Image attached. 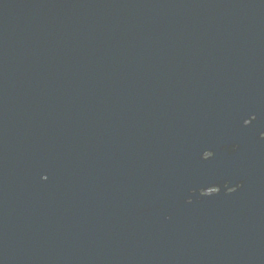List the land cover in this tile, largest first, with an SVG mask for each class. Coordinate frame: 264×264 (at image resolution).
<instances>
[{
  "label": "water",
  "instance_id": "1",
  "mask_svg": "<svg viewBox=\"0 0 264 264\" xmlns=\"http://www.w3.org/2000/svg\"><path fill=\"white\" fill-rule=\"evenodd\" d=\"M0 264H264V0H0Z\"/></svg>",
  "mask_w": 264,
  "mask_h": 264
},
{
  "label": "flooded vegetation",
  "instance_id": "2",
  "mask_svg": "<svg viewBox=\"0 0 264 264\" xmlns=\"http://www.w3.org/2000/svg\"><path fill=\"white\" fill-rule=\"evenodd\" d=\"M209 190H210V191H215L216 188H215V187H212V188H210Z\"/></svg>",
  "mask_w": 264,
  "mask_h": 264
}]
</instances>
